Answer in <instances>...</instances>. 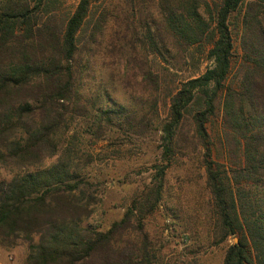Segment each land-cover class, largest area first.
Instances as JSON below:
<instances>
[{"label":"trees","instance_id":"obj_1","mask_svg":"<svg viewBox=\"0 0 264 264\" xmlns=\"http://www.w3.org/2000/svg\"><path fill=\"white\" fill-rule=\"evenodd\" d=\"M96 1L62 18L58 0H0V245L26 244L25 264H156L143 219L172 159L199 148L215 243L237 238L222 264H264V0H125L112 20L105 8L92 18ZM205 51L203 73L176 79ZM110 57L122 65L96 78ZM113 80L127 104L112 99ZM215 117L226 162L213 159ZM145 137L161 159L145 200L105 229L85 224L93 208L76 192L107 158L94 145Z\"/></svg>","mask_w":264,"mask_h":264},{"label":"rangeland","instance_id":"obj_2","mask_svg":"<svg viewBox=\"0 0 264 264\" xmlns=\"http://www.w3.org/2000/svg\"><path fill=\"white\" fill-rule=\"evenodd\" d=\"M60 16L66 17L73 11L78 0H58ZM125 0H98L92 3L90 13L97 16L102 9H106L110 20L117 13L123 16ZM145 0V3H148ZM152 6V3L149 4ZM153 12L154 8L151 7ZM122 30L123 26H119ZM234 40V55L232 58V76L240 65V15L235 14L230 23ZM193 51V50H191ZM117 58H108L106 68L95 71L96 78H108L115 73L122 64ZM211 65L206 51L195 53L193 61L187 60V65L176 72L177 78L198 76ZM178 68V67H176ZM96 70H99L96 68ZM173 72V71H172ZM175 79V80H176ZM113 87H107L112 99L117 103H128V96L124 88L113 80ZM93 86H98L91 83ZM126 90V89H125ZM161 99L164 96L160 97ZM167 106L160 104L161 116H164ZM215 146L213 159L226 162V152L218 138L221 135L219 117H215L207 124ZM157 138L145 137L143 140L131 139L109 142L99 141L94 145V151L106 152V161L95 164L87 169V179L76 192L82 202H88L93 208L90 217L85 221L98 228H107L113 221L122 217L125 210L133 201L145 200V195L151 189L153 166L160 163ZM219 150V154L217 152ZM222 151V152H221ZM1 176H9L1 171ZM153 197L149 196L146 210ZM137 203V204H138ZM144 204V203H143ZM140 205V204H139ZM210 196L205 183L204 168L201 164L199 148L191 154H177L167 169L160 199L152 213L143 219L144 230L151 242L150 245L159 253L161 261L156 264L181 263L196 260L197 264H222L225 249L229 243L237 238L227 239L215 243L217 236L213 230V216L210 207ZM27 253L26 244L19 242L13 248L0 245V264H25Z\"/></svg>","mask_w":264,"mask_h":264}]
</instances>
